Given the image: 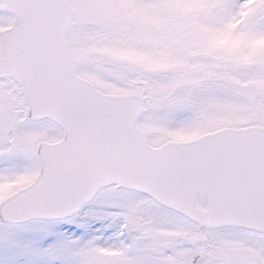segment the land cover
Returning <instances> with one entry per match:
<instances>
[{"label": "snow or ice", "instance_id": "obj_1", "mask_svg": "<svg viewBox=\"0 0 264 264\" xmlns=\"http://www.w3.org/2000/svg\"><path fill=\"white\" fill-rule=\"evenodd\" d=\"M0 264H264V0H0Z\"/></svg>", "mask_w": 264, "mask_h": 264}]
</instances>
